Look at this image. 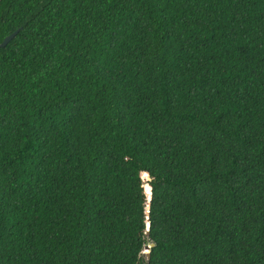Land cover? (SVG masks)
Here are the masks:
<instances>
[{"label": "trees", "instance_id": "1", "mask_svg": "<svg viewBox=\"0 0 264 264\" xmlns=\"http://www.w3.org/2000/svg\"><path fill=\"white\" fill-rule=\"evenodd\" d=\"M17 29L0 264H264V0H0Z\"/></svg>", "mask_w": 264, "mask_h": 264}, {"label": "water", "instance_id": "2", "mask_svg": "<svg viewBox=\"0 0 264 264\" xmlns=\"http://www.w3.org/2000/svg\"><path fill=\"white\" fill-rule=\"evenodd\" d=\"M19 29L13 31L12 33H10L9 35H7L3 41L0 43V49L1 47H4L6 46L12 39L13 37L18 33ZM147 215H149V210L147 209ZM149 220H147V234H149ZM155 245L154 242H150L149 244H147L144 248V250H147V251H144V253L147 254V256H149L150 252H151V248Z\"/></svg>", "mask_w": 264, "mask_h": 264}, {"label": "rangeland", "instance_id": "3", "mask_svg": "<svg viewBox=\"0 0 264 264\" xmlns=\"http://www.w3.org/2000/svg\"><path fill=\"white\" fill-rule=\"evenodd\" d=\"M144 251H146V250H144Z\"/></svg>", "mask_w": 264, "mask_h": 264}]
</instances>
